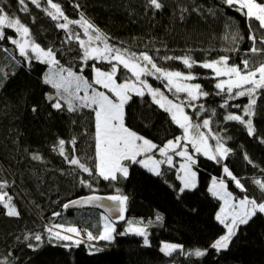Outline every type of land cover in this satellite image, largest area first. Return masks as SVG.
<instances>
[{
	"label": "trees",
	"instance_id": "16d2710c",
	"mask_svg": "<svg viewBox=\"0 0 264 264\" xmlns=\"http://www.w3.org/2000/svg\"><path fill=\"white\" fill-rule=\"evenodd\" d=\"M55 2L62 5L70 19H79L82 12L107 35L110 45L137 54L147 51L158 66L195 75V81L210 95L193 103L197 108L203 104L206 111L197 116L192 108L186 107V110L194 123L211 118L212 131L221 135L225 145L233 151L220 163L201 153L196 154L197 187L179 195L181 181L176 170L166 165L160 176L140 164H131L127 179L109 182L88 177L65 162L57 145L63 139L67 154L71 155L73 146L70 142L75 139V154L94 168L93 114L89 109L72 113L51 108L45 94L55 90L42 83L48 66L35 59L28 64L19 56L16 45L8 39L0 41V76L5 77L0 87V180L8 181L5 191L13 197V203L20 212L19 217H8L0 205V260L7 257V264H264V215H258L248 225L241 226L227 250L218 253L210 247L226 232L215 218L221 200L208 191L213 177L223 178L237 198L247 195L258 201L264 199V194L253 182L257 179L264 181V143L259 139L264 138V91L257 100L253 117L257 135L250 137L243 125L223 119L229 113L243 114L248 97L229 100V106L221 108L227 95L216 94L219 90L215 88L217 78L213 70L200 66L223 55L230 56L229 63L234 64H240L243 59H249L253 65L264 61L262 55L247 53L251 41L247 39L249 22L245 16L235 7H228L223 0H161L164 7L160 10L147 8L146 0ZM259 2L264 3V0ZM41 4L42 8L47 6L45 0H41ZM76 4L80 5L79 9L74 7ZM0 5H6V10L19 16L30 27L36 43L45 49L53 48L56 58L65 68L71 67L74 71L83 68V74L90 80L93 77L92 64L109 70L105 61L90 59L85 66L78 42H65V30L56 28L55 22L42 8L37 9L29 3V13H23L14 0H0ZM70 27L87 40L82 28L78 25ZM251 27L259 36L255 21L251 22ZM5 32L6 36L19 39L14 30L5 29ZM237 32L243 39L234 41L232 37ZM235 48L239 50L231 51ZM184 55H190L198 62L191 70L180 60L160 59ZM13 56L20 61L19 64L12 60ZM117 75L119 82L131 76L125 70ZM147 81L153 88H161L173 100L177 95L180 100L186 99L184 93L169 92L164 87L166 81L153 76L147 77ZM233 104L241 107L234 108ZM33 107L36 112L32 111ZM125 112L126 125L160 147L167 140L182 135L183 130L171 120L170 114L159 108L147 92L143 97L133 94ZM245 153L251 163L244 159ZM37 154L41 159H32ZM224 165L240 179L247 192H242L225 175ZM81 177L90 180L93 189L81 185ZM93 190L96 195L123 194L128 197L125 219L115 222L114 240L102 241V251H91L92 254H89L87 244L65 249L55 240L48 243L44 229L55 223L73 224L96 233L100 231L101 216L104 215L101 211L62 207L69 201L93 194ZM53 212L61 215L53 217ZM157 215L163 220L157 222ZM130 218H138L140 225L147 226L150 246L143 244V237L126 232ZM122 232L126 234L119 235ZM34 233L45 237L37 251L27 247L28 243L35 244L34 240L24 239ZM163 243L183 245L185 253L197 248L208 251L203 257L185 255L180 250L166 256L160 251Z\"/></svg>",
	"mask_w": 264,
	"mask_h": 264
},
{
	"label": "snow or ice",
	"instance_id": "6c2138e0",
	"mask_svg": "<svg viewBox=\"0 0 264 264\" xmlns=\"http://www.w3.org/2000/svg\"><path fill=\"white\" fill-rule=\"evenodd\" d=\"M14 2L20 6L18 10L23 13H29V3L37 9L42 8L41 0H14ZM45 3L47 6L42 8L43 12L55 22L56 28L65 30V42H78L83 52L81 60L85 66H87V61L90 59L105 61L109 65V70L105 71L92 64L93 77L91 80L83 74V68L79 71H74L71 67L65 68L56 58V51L53 48L45 49L39 43H36L32 38L30 27L23 23L19 16H15L6 10V5H0V41L8 39L13 45H16L19 56L24 58V61L28 64H31L32 60L35 59L48 66V71L44 74L42 83L50 85L55 90L54 93L45 94V99L50 103L51 108L57 111L66 109L72 113L89 109L93 114L95 128L94 168L82 162L81 158L75 154V139L70 142L73 146L71 155L67 154L66 142L63 139L58 141L59 154L74 170L78 169L93 179L100 178L104 181L115 182L129 177V166L131 164H140L150 172L160 176L162 174L160 166L162 164L172 166L174 156H178L183 158V162L180 163L177 170V178L182 185L178 189L179 195L186 190L197 187V172L193 170V166L197 163L194 158L196 153H201L209 160L217 163H220L232 153L233 150L223 142V137L212 131L211 118H204L202 122L194 123L193 117L185 111L186 107L192 108L194 115L197 116L206 111L203 104L197 108L193 103L201 97L210 95L209 92L203 90L199 83L190 82L197 79L195 75L191 72L185 74L181 71H168L158 66L156 60L147 51L137 54L129 52L127 49L116 48L108 43L107 35L88 20L82 12L79 19L73 20L64 12L60 3L55 2V0H45ZM223 3L230 8L235 7L236 11L242 13L249 22L247 39L251 41V47L247 50V53L253 56L257 54L264 56V3L259 2V0H223ZM145 6L153 10H160L164 7L161 0H146ZM74 7L79 9L80 5L76 4ZM34 20L35 18H33V22ZM252 21L257 23L259 36L256 31L252 30ZM71 25H78L82 28L87 41L82 39L80 32L71 28ZM5 29L14 30L19 39L6 36ZM232 38L234 41L243 39L238 32L234 33ZM238 50V48L231 49V51ZM4 51L7 50L4 49ZM11 58L17 64L20 63L15 56ZM160 59L180 60L189 70L198 63L190 55L164 56ZM229 61L230 56L223 55L218 59L205 61L200 66L213 70L217 78L215 88L219 90L216 94L227 95V98L220 105L221 108H227L229 100L248 97V103L242 109L243 114L229 113L223 119L238 122L245 127L250 137H256L257 131L253 117L256 115L257 100L260 98L261 92L264 91V61L256 65H253L249 59H243L240 64L229 63ZM121 70H125L131 76L119 82L117 74ZM150 76L166 81L164 87L169 92L174 90L176 94L184 93L186 99L180 100L179 95L176 96L175 100L169 99L163 91L153 88L148 83L147 77ZM222 77L227 78L223 79ZM4 78V76H0V87L3 86L2 81ZM97 86L102 88L103 91L99 90ZM146 92L151 96L152 101L159 108L169 113L171 120L183 130L182 135L167 140L162 147L133 131L125 123V107L132 100V95L143 97ZM231 106L234 108L241 107L239 104ZM32 111L36 112L37 109L33 107ZM212 114L215 115L214 110ZM204 129L207 130V133ZM210 137L215 140L214 146L209 143ZM259 139L261 143H264V138ZM189 146L193 150L192 152L189 151ZM153 150L158 151L163 159H156L155 156L149 155ZM142 156L145 158H139ZM32 159L40 160L41 157L37 154L33 155ZM244 159L251 163L246 153ZM223 172L242 192H247L240 179L232 173L227 165L223 166ZM253 182L264 194V181L257 179ZM79 183L93 189V185L88 179L81 177ZM8 186L7 180H0V205L6 210L5 214L8 217H19L20 212L13 203V197L5 191ZM208 191L212 196L223 201V205L215 218L224 226L226 232L210 246L219 253L229 248L230 242L237 235L241 226L248 225L258 215H264V199L258 201L256 198L247 195L243 198H235L228 191L223 178L217 180L214 177ZM117 193H119V189H117ZM105 199L115 202V204L104 205L100 203ZM127 201L128 197L123 194L101 197L96 195L93 190V194L69 201L63 204L62 207L64 209L75 205L104 207L110 211H118L119 215L115 217V220H124ZM60 215L59 212L52 213L53 217ZM155 219L160 222L163 217L157 215ZM101 220L103 223L98 234H94L87 228L81 229L76 225H66L64 223L46 226L44 231L48 234V243L51 244L55 240L58 244H62L65 249L78 248L87 242L113 241L116 233L115 220L110 219L107 215H102ZM149 223H152V221H149ZM126 232L143 237V244L150 246L146 227H140L138 224L133 225L132 222H129ZM125 234L124 232L119 233V235ZM24 239L34 240L36 243H28L27 247L37 251L43 245L45 237L41 233H34L25 236ZM88 246L90 249H94L95 252L102 251L95 244H89ZM177 250L185 255H194L195 257H203L208 251L207 249L197 248L185 253L183 245L175 243H163L160 247V251L166 256H172ZM89 254H92V252L90 251ZM0 264H7V257L0 260Z\"/></svg>",
	"mask_w": 264,
	"mask_h": 264
},
{
	"label": "rangeland",
	"instance_id": "374dc122",
	"mask_svg": "<svg viewBox=\"0 0 264 264\" xmlns=\"http://www.w3.org/2000/svg\"><path fill=\"white\" fill-rule=\"evenodd\" d=\"M85 41H87V40H85ZM47 71H48V69H47ZM46 71V72H47ZM186 74V73H185ZM223 78V77H222ZM89 79V78H88ZM226 79V78H225ZM90 80V79H89ZM191 83H198V82H196L195 80L194 81H190ZM98 88H99V90H101V91H103V89H101L99 86H97ZM158 89H160L161 91H163L161 88H158ZM164 92V91H163ZM164 94L169 98V99H172V98H170L165 92H164ZM81 95H83V93H81ZM185 111L187 112V110H186V108H185ZM188 113V112H187ZM188 115H189V113H188ZM204 131L207 133V130L206 129H204ZM209 143L211 144V145H215V143H213L212 142V138L210 137L209 138ZM189 151L190 152H192L193 150L191 149V147L189 146ZM171 154V153H170ZM196 154H198V153H196ZM196 154H195V156H196ZM149 155H153V156H155V158L156 159H163V157H161L160 155H159V153H158V151H156V150H153V152L152 153H149ZM194 156V158L196 159V157ZM139 158H145V157H139ZM196 161H197V159H196ZM183 162V158L182 157H178V156H174V158H173V165L172 166H169V165H167V164H162L161 166H160V170H162V168H163V166L164 165H166V166H168V167H170V168H173L174 170H176V173H177V176H178V169H179V165H180V163H182ZM193 170L194 171H196L197 172V184H198V171H197V169H196V164L193 166ZM214 178V177H213ZM212 178V179H213ZM216 178V177H215ZM217 180H219L220 178H216ZM211 183H212V181H211ZM225 183H226V185H227V182L225 181ZM227 189H228V191H230V189L228 188V185H227ZM231 192V191H230ZM232 193V192H231ZM233 194V193H232ZM233 196L235 197V198H237L234 194H233ZM223 205V201L221 200V206ZM221 208V207H220ZM220 210V209H219ZM219 212V211H218ZM138 221H140V220H138V218H136V219H133V218H130V219H128L127 220V228L129 227V222H132L133 223V225H139L140 227H146V231H147V233H148V229H147V226L145 225V226H142V225H140V223L138 222ZM144 225V224H143ZM78 227V226H77ZM80 228V227H79ZM82 229V228H81ZM91 231V230H90ZM93 232V231H92ZM94 234H98V233H96V232H93ZM225 234V233H224ZM223 234V235H224ZM101 242L102 241H96V242H87L86 244H87V246L89 245V244H95V246L96 247H98V248H102L101 247ZM89 247V246H88ZM201 249V248H200ZM89 250L90 251H92V252H95L94 251V249H90L89 248ZM201 250H204V249H201ZM178 251V250H177ZM193 251V250H192Z\"/></svg>",
	"mask_w": 264,
	"mask_h": 264
},
{
	"label": "water",
	"instance_id": "95a60500",
	"mask_svg": "<svg viewBox=\"0 0 264 264\" xmlns=\"http://www.w3.org/2000/svg\"><path fill=\"white\" fill-rule=\"evenodd\" d=\"M99 196H101V197H107V196H102V195H99ZM75 200H77V199H75ZM100 203H103L104 205H113V204H115V202L108 201L106 199L103 200ZM69 209H96V210H99L101 212H104L110 219H114V220H115V217L117 215H119L118 211H115L114 212V211H110V210H108V209H106L104 207H97V206H91V205H86V206L75 205V206L69 207ZM124 216H125V213H124ZM118 221H120V220H115V222H118Z\"/></svg>",
	"mask_w": 264,
	"mask_h": 264
},
{
	"label": "bare ground",
	"instance_id": "6f19581e",
	"mask_svg": "<svg viewBox=\"0 0 264 264\" xmlns=\"http://www.w3.org/2000/svg\"><path fill=\"white\" fill-rule=\"evenodd\" d=\"M104 215H106L104 212H102Z\"/></svg>",
	"mask_w": 264,
	"mask_h": 264
}]
</instances>
